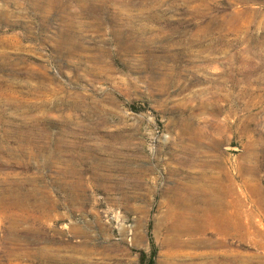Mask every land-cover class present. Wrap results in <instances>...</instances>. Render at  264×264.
<instances>
[{
  "label": "rangeland",
  "instance_id": "rangeland-1",
  "mask_svg": "<svg viewBox=\"0 0 264 264\" xmlns=\"http://www.w3.org/2000/svg\"><path fill=\"white\" fill-rule=\"evenodd\" d=\"M152 244L264 264V0H0V264Z\"/></svg>",
  "mask_w": 264,
  "mask_h": 264
},
{
  "label": "trees",
  "instance_id": "trees-1",
  "mask_svg": "<svg viewBox=\"0 0 264 264\" xmlns=\"http://www.w3.org/2000/svg\"><path fill=\"white\" fill-rule=\"evenodd\" d=\"M133 112H139L141 109H137L134 104L130 106ZM157 255V249L152 244L148 251L141 250L137 252L138 262L137 264H155V258Z\"/></svg>",
  "mask_w": 264,
  "mask_h": 264
},
{
  "label": "bare ground",
  "instance_id": "bare-ground-1",
  "mask_svg": "<svg viewBox=\"0 0 264 264\" xmlns=\"http://www.w3.org/2000/svg\"><path fill=\"white\" fill-rule=\"evenodd\" d=\"M203 221H204V220H203ZM186 229H187V228H186ZM186 229H185V230H186ZM177 230H178V229H177ZM176 239H177V238H176ZM186 243H188V242H186ZM186 243H185V246H187V244H186ZM179 244H182V243L180 242ZM183 244H184V243H183Z\"/></svg>",
  "mask_w": 264,
  "mask_h": 264
}]
</instances>
